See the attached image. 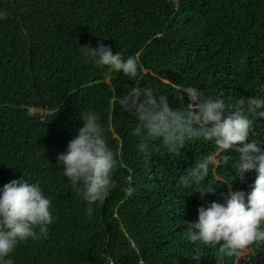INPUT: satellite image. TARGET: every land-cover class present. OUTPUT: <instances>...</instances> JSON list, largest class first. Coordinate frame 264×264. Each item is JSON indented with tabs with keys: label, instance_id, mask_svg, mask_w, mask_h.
<instances>
[{
	"label": "trees",
	"instance_id": "1",
	"mask_svg": "<svg viewBox=\"0 0 264 264\" xmlns=\"http://www.w3.org/2000/svg\"><path fill=\"white\" fill-rule=\"evenodd\" d=\"M0 190L23 177L51 200L46 237L19 242L13 264H264V245L218 256L187 239L184 221L198 209L225 203L228 186L249 194L257 172L236 179L234 150L216 157L208 177L185 188L197 160L216 154L213 142L187 140L179 155L160 140L138 150L136 117L116 97L139 84L183 110L179 89L235 105L264 98V0H0ZM103 42L113 54L139 58L137 77L98 67L81 47ZM94 112L117 154L113 187L87 202L58 166L57 156ZM249 140L264 142V118L252 116ZM224 156L232 159H223ZM214 192L203 199L201 188ZM132 188L129 195L126 189ZM197 192V193H196Z\"/></svg>",
	"mask_w": 264,
	"mask_h": 264
},
{
	"label": "clouds",
	"instance_id": "2",
	"mask_svg": "<svg viewBox=\"0 0 264 264\" xmlns=\"http://www.w3.org/2000/svg\"><path fill=\"white\" fill-rule=\"evenodd\" d=\"M6 18L0 14V19ZM82 54L98 67L137 77L139 58L119 52L113 54L103 42L98 47H81ZM181 101L187 96L189 103L183 110L169 106L168 97L157 95L151 88L136 84L116 100L137 120L133 135L139 138L138 150L148 155L149 144L160 140L169 153L179 155L187 140L203 139L213 142L216 154L196 161L181 178L185 188L200 185L210 172V165L219 167L216 159L221 153L234 150L236 179L243 180L251 170L257 172L249 194L232 190L228 186L225 203L211 202L198 209L196 222L187 224L186 235L190 242L217 248L218 256L240 255L253 245H264V142L249 140L253 128L252 116L264 118V98H240L228 105L222 98H204L195 86L179 89ZM83 126L78 135L69 141L66 152L57 156L58 166L73 188L82 193L87 202V214L92 215L93 205L105 200L113 185V172L118 167L116 152L108 146L99 117L91 111L80 112ZM223 159H232L224 156ZM215 187L201 188V199L214 192ZM133 189L126 192L130 195ZM196 192V193H197ZM51 200L43 194L39 183H29L23 177L11 180L0 190V264H13L7 259L17 244L28 239L46 237L49 225L54 222ZM106 264H115L112 257Z\"/></svg>",
	"mask_w": 264,
	"mask_h": 264
},
{
	"label": "rangeland",
	"instance_id": "3",
	"mask_svg": "<svg viewBox=\"0 0 264 264\" xmlns=\"http://www.w3.org/2000/svg\"><path fill=\"white\" fill-rule=\"evenodd\" d=\"M247 253H248V249L246 251H244L242 254H240L239 256H243V255H245Z\"/></svg>",
	"mask_w": 264,
	"mask_h": 264
}]
</instances>
